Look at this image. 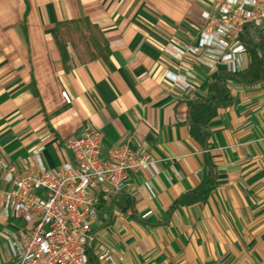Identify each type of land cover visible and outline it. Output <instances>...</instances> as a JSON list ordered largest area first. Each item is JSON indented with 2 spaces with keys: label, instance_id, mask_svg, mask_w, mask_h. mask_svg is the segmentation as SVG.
Instances as JSON below:
<instances>
[{
  "label": "crops",
  "instance_id": "0c3cea01",
  "mask_svg": "<svg viewBox=\"0 0 264 264\" xmlns=\"http://www.w3.org/2000/svg\"><path fill=\"white\" fill-rule=\"evenodd\" d=\"M211 7L212 0H0V154L25 168L42 145L55 169L73 160L67 141L90 127L106 148L135 134L134 146L158 160L156 178L134 175L135 193L104 200L92 225L97 253L115 264H264V81L229 83L234 103L210 123L217 186L206 202L169 214L203 178L205 149L190 134L189 102L227 70L169 50L194 41ZM84 17L100 27L111 55L81 63L70 48L67 68L53 30ZM244 61L243 70L249 53ZM182 65L196 74L186 90L173 82ZM26 232L1 199L0 264H12L9 239Z\"/></svg>",
  "mask_w": 264,
  "mask_h": 264
},
{
  "label": "built area",
  "instance_id": "2783aa9c",
  "mask_svg": "<svg viewBox=\"0 0 264 264\" xmlns=\"http://www.w3.org/2000/svg\"><path fill=\"white\" fill-rule=\"evenodd\" d=\"M202 17L204 23L194 41L169 51L180 61L191 55L210 67L242 71L248 51L240 34L247 23L264 28V0H212ZM180 68L183 74L173 82L186 90L187 78L196 74L186 66ZM135 136L106 148L99 130L85 128L67 141L72 162L55 169L45 164L42 145L33 151V164L25 168L0 154L2 210L27 225L26 233L9 239L12 264H88L90 250L99 260L115 264L110 253L99 254L95 249L97 233L92 225L99 218L100 204L118 193L134 194V175L140 171H148L151 179L159 173L157 158L147 147H135ZM151 179L143 186L155 196Z\"/></svg>",
  "mask_w": 264,
  "mask_h": 264
},
{
  "label": "trees",
  "instance_id": "16d2710c",
  "mask_svg": "<svg viewBox=\"0 0 264 264\" xmlns=\"http://www.w3.org/2000/svg\"><path fill=\"white\" fill-rule=\"evenodd\" d=\"M53 36L67 68L71 58L70 48H73L81 63L100 58L107 60L111 55V49L102 30L87 17L58 22L53 30ZM240 39L250 56L248 67L235 73L227 70L220 71L217 78L209 82L207 95L189 102L190 134L205 149L203 178L196 189L182 194L175 200L169 214L180 205L206 202L217 186L216 165L209 153L208 145L210 123L215 118L218 109L226 108L234 103L229 83L238 81L254 85L264 81V28L247 23L240 34ZM127 201L131 202V198H127ZM103 202L104 200L100 207ZM88 264H101L94 250L89 251Z\"/></svg>",
  "mask_w": 264,
  "mask_h": 264
}]
</instances>
